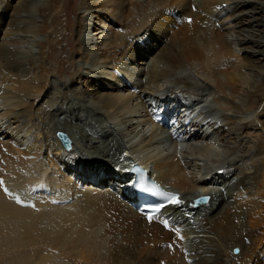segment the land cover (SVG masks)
I'll return each instance as SVG.
<instances>
[{"label": "bare ground", "instance_id": "6f19581e", "mask_svg": "<svg viewBox=\"0 0 264 264\" xmlns=\"http://www.w3.org/2000/svg\"><path fill=\"white\" fill-rule=\"evenodd\" d=\"M79 1L65 82L51 81L45 51L61 42L68 0H0V185L11 192L0 188V264H264V0ZM136 71L131 92L116 74ZM179 95L214 105L207 124L174 143L148 111ZM56 131L80 152H64ZM216 144L226 159L207 168ZM186 156L205 164L181 165ZM130 159L182 200L211 195L209 205L166 208L182 219L171 229L162 217L146 222L124 200ZM233 247L238 257L226 253Z\"/></svg>", "mask_w": 264, "mask_h": 264}, {"label": "rangeland", "instance_id": "374dc122", "mask_svg": "<svg viewBox=\"0 0 264 264\" xmlns=\"http://www.w3.org/2000/svg\"><path fill=\"white\" fill-rule=\"evenodd\" d=\"M4 1V3H5V1L6 0H3ZM79 0H68V3H67V5H65V6H63V9H61V12H60V15H58V17L57 18H59L58 20H59V22H60V27H61V31L59 32L61 35L57 38L59 41H61L58 45H56L55 47H53V50L51 49V47H50V49L48 48L45 52H46V57H47V64L49 65V66H51L52 68H54V72H52V78H51V81H58V80H60V81H65V82H69V81H71L70 79L72 78V75H71V73L69 72L70 71V69H69V67H68V69H67V71L69 72V73H61L60 71H59V68L61 67V65H62V61L64 60V55L66 56L67 54H62V53H69V52H71L72 51V49H73V35H72V31H74V21H76V18L77 17H75L76 16V13H77V7H79V5H80V1L78 2ZM9 2H10V4H15V2H16V0H9ZM78 2V3H77ZM3 5V4H2ZM0 8H2V6L0 7ZM76 8V9H75ZM4 18V19H3ZM2 18V21L0 22V26H1V28L4 30L5 29V24H6V21H7V15L6 16H4ZM35 18H36V20H38V21H40V19H41V17L39 16V15H37L36 14V16H35ZM105 22V24H109L110 22H108V21H104ZM62 23V24H61ZM71 23V24H70ZM113 23V22H112ZM3 24V25H2ZM116 25V24H115ZM104 27V29H107L106 28V26H103ZM63 30V31H62ZM2 36H3V33H1L0 32V40H1V38H2ZM63 37H64V39H63ZM69 37V38H68ZM62 38V39H61ZM95 38H98V42H100L101 43V41H102V38H101V35L99 34L98 36H95ZM36 39H38V40H45V37L44 36H42V35H40V36H38ZM66 40V41H65ZM99 43V44H100ZM65 44H67V45H65ZM25 47H27L26 49H25ZM28 49V50H27ZM29 50H30V52H33V53H35V54H37V51H38V48H35V46L33 45V44H24L23 45V49H22V52H26L27 54H29L30 52H29ZM56 67V68H55ZM117 75V74H116ZM144 81V80H143ZM199 82H197L196 84H198ZM200 84V83H199ZM162 93H164V92H162ZM47 97H49V96H46V98ZM71 100V99H70ZM69 100V101H70ZM206 100H208V102H209V104H213L212 103V99L209 97V98H207L206 97V99L204 100L205 102H206ZM210 100V101H209ZM72 101H70V103H71ZM72 103H75V102H72ZM207 103V102H206ZM214 105V104H213ZM34 107H37V104H34ZM219 109V108H218ZM218 114L219 115H222L223 113H224V111H222V110H218ZM143 114H144V112H143ZM225 114V113H224ZM137 116V118L139 119V121H142V120H144V117L142 116V117H140V116H138V115H141L140 113L139 114H136ZM250 116H248L247 118H249ZM128 119H130V117L128 118ZM138 119H135V121L134 122H136ZM1 120V119H0ZM11 121V120H10ZM55 122H57V123H60L61 125H59V128H61V127H63V125H64V122H63V116H61V117H56L55 118ZM117 122V121H116ZM141 123H143V122H141ZM142 125H143V127H144V132L145 133H148V131L149 130H151V126H147V124H141L140 126H139V129L142 127ZM0 128H1V126H0ZM224 129L226 130L227 129V126H225L224 127ZM70 133L72 134V136L73 137H75L74 139H75V141H76V144H77V148L79 147V148H83V152L86 150V151H88V152H90V153H93V149H88V147L86 148V147H83V145H82V143L78 140V136H79V134H78V132H76V130L75 129H73V128H70ZM147 136H149V133H148V135ZM214 136V135H213ZM137 141H138V138H134L133 139V141H131L129 144L128 143H126V142H124L126 145L128 144V146H131V145H134V144H136L137 143ZM213 142H214V140H212ZM194 142V141H193ZM200 144V143H199ZM165 147V146H164ZM167 147V146H166ZM214 150L216 151V155L215 156H213V158L212 159H210V161H208V163H206L208 166H207V168H213V169H219V167H218V163H216V161L214 160V159H221V160H225L226 159V155H225V150L224 149H222L218 144H216L215 146H214ZM78 151H79V149H78ZM85 151V152H86ZM181 157V156H180ZM187 157V158H186ZM185 158H184V160H182V158H180L181 159V165H183L184 164V161H185V163H188V162H190V163H193V164H195V165H200V166H202V165H204L205 164V162H203V160L201 159V157H199V156H186ZM195 157H197L196 159H198V160H196L195 159ZM218 157V158H217ZM190 160V161H189ZM202 163V164H201ZM192 165V164H191ZM223 166V165H222ZM221 166V167H222ZM192 168V167H191ZM186 171L188 170V169H185ZM216 171V170H215ZM263 230V229H262ZM245 242H246V239L244 240ZM234 248V247H233ZM238 249H239V251L236 253V254H233L232 252H231V250L232 249H230V248H227V250L228 251H226V253L228 254V253H230V255L231 256H233V257H238L240 254V251H241V249L238 247ZM239 254V255H238ZM238 255V256H237ZM81 264H82V262H81ZM84 264V263H83ZM85 264H87V263H85Z\"/></svg>", "mask_w": 264, "mask_h": 264}, {"label": "snow or ice", "instance_id": "6c2138e0", "mask_svg": "<svg viewBox=\"0 0 264 264\" xmlns=\"http://www.w3.org/2000/svg\"><path fill=\"white\" fill-rule=\"evenodd\" d=\"M0 183H2V182H0ZM4 191L7 193V191H8L7 188H5ZM159 195L166 197L168 200V203L173 205V206H179L181 204V200L176 195H171V194L164 193V192L159 193ZM17 202L20 203L19 198H17ZM166 206L167 205H165V204H160L159 206H156V207L147 208L145 211H146L148 220L151 222L153 219V214H160L161 209L166 207ZM164 224H165V226H167L168 221L165 220ZM176 232H177V235H179L180 229L176 228ZM237 251H239V250H237Z\"/></svg>", "mask_w": 264, "mask_h": 264}, {"label": "water", "instance_id": "95a60500", "mask_svg": "<svg viewBox=\"0 0 264 264\" xmlns=\"http://www.w3.org/2000/svg\"><path fill=\"white\" fill-rule=\"evenodd\" d=\"M63 140L66 142V139L65 138H63Z\"/></svg>", "mask_w": 264, "mask_h": 264}]
</instances>
